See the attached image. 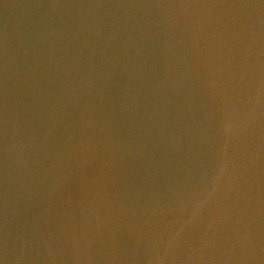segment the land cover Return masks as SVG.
Masks as SVG:
<instances>
[{
	"label": "water",
	"instance_id": "1",
	"mask_svg": "<svg viewBox=\"0 0 264 264\" xmlns=\"http://www.w3.org/2000/svg\"><path fill=\"white\" fill-rule=\"evenodd\" d=\"M0 264H264V0H0Z\"/></svg>",
	"mask_w": 264,
	"mask_h": 264
}]
</instances>
